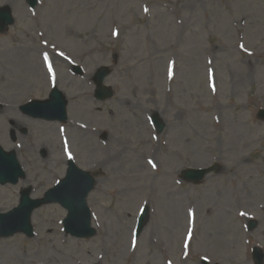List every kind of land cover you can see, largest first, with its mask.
I'll use <instances>...</instances> for the list:
<instances>
[{
	"label": "rangeland",
	"instance_id": "374dc122",
	"mask_svg": "<svg viewBox=\"0 0 264 264\" xmlns=\"http://www.w3.org/2000/svg\"><path fill=\"white\" fill-rule=\"evenodd\" d=\"M187 2L196 5L182 9ZM2 6L15 24L0 35V146L19 154L27 176L0 186V209L16 208L30 186L31 197L42 199L65 177L71 156L97 174L88 199L97 235H66V210L42 206L33 214L34 237L0 238V264H254L253 247L264 252V121L257 119L264 109V0ZM45 53L71 62H54L55 84ZM168 62L174 81H167ZM102 67L113 72L105 83L115 94L103 103L93 81ZM54 87L67 96L68 122L21 112ZM210 166L216 171L199 184L182 179L183 170ZM143 206L150 218L137 238Z\"/></svg>",
	"mask_w": 264,
	"mask_h": 264
},
{
	"label": "water",
	"instance_id": "95a60500",
	"mask_svg": "<svg viewBox=\"0 0 264 264\" xmlns=\"http://www.w3.org/2000/svg\"><path fill=\"white\" fill-rule=\"evenodd\" d=\"M33 3V0H29ZM0 32L5 25L13 23L12 15L9 11L3 9L0 14ZM109 75L106 69H102L96 79L99 86L101 100L111 98L112 92L103 87L102 82ZM52 99L48 102H37L25 107V110L32 109L29 113L35 118H44L51 120L67 119V101L55 91L51 95ZM28 111V110H27ZM156 122L159 125L158 120ZM69 175L55 189L46 194V199L42 201L30 200V191L23 195L22 204L19 209L14 210L8 215L0 214V236L10 237L16 233L24 232L28 236L32 235L31 214L32 212L47 203H59L65 207L69 214L66 219L65 227L73 236L87 238L95 235L96 231L91 227V216L88 205L86 204L89 193L94 189V180L89 174L79 171L74 164H70ZM207 171L188 172L186 176L192 181H201L204 179ZM20 177H24L21 166L18 164L17 157L13 153L5 154L0 148V184H17ZM147 217H144L143 225Z\"/></svg>",
	"mask_w": 264,
	"mask_h": 264
},
{
	"label": "bare ground",
	"instance_id": "6f19581e",
	"mask_svg": "<svg viewBox=\"0 0 264 264\" xmlns=\"http://www.w3.org/2000/svg\"><path fill=\"white\" fill-rule=\"evenodd\" d=\"M196 4H193L192 2H187V4H185V5H183L182 6V9H189V8H191V7H193V6H195ZM176 6H178V3H174L173 4V7L174 8H176ZM31 55H33V50H31V51H29V53L27 54V56L28 57H31L32 59H34L35 60V57L34 56H31ZM55 61L57 62V61H60V59H55ZM33 62V61H32ZM36 62H37V60H36ZM33 63H35V62H33ZM51 63L53 64V60H51ZM37 64H38V62H37ZM24 122L26 121V120H24V119H22ZM20 123V122H19ZM1 210V209H0ZM33 219H35V215L33 216ZM52 235V238L54 237V235H56L57 236V231L56 230H54V232L51 234ZM130 235H131V233H130ZM55 260H54V258L53 259H49L47 262H49V264H55V262H54Z\"/></svg>",
	"mask_w": 264,
	"mask_h": 264
},
{
	"label": "snow or ice",
	"instance_id": "6c2138e0",
	"mask_svg": "<svg viewBox=\"0 0 264 264\" xmlns=\"http://www.w3.org/2000/svg\"><path fill=\"white\" fill-rule=\"evenodd\" d=\"M60 55L63 56L64 54H63V53H60ZM44 60H45V61H48V56H47L46 53H45V55H44ZM48 69H49L50 72L52 71L51 63L48 64ZM70 158H71V157H70ZM150 163H151V161H150ZM152 167L155 168L156 165L153 163V164H152Z\"/></svg>",
	"mask_w": 264,
	"mask_h": 264
}]
</instances>
